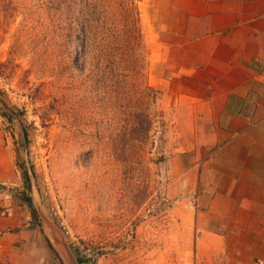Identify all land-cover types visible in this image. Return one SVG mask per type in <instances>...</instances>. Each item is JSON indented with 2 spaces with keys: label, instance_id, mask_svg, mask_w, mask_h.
Returning <instances> with one entry per match:
<instances>
[{
  "label": "rangeland",
  "instance_id": "rangeland-1",
  "mask_svg": "<svg viewBox=\"0 0 264 264\" xmlns=\"http://www.w3.org/2000/svg\"><path fill=\"white\" fill-rule=\"evenodd\" d=\"M195 6L0 0V134L20 177L7 193L49 264L191 263L199 129L177 108L195 88L160 57H179Z\"/></svg>",
  "mask_w": 264,
  "mask_h": 264
},
{
  "label": "crops",
  "instance_id": "crops-1",
  "mask_svg": "<svg viewBox=\"0 0 264 264\" xmlns=\"http://www.w3.org/2000/svg\"><path fill=\"white\" fill-rule=\"evenodd\" d=\"M197 5L180 12L186 29L179 57L166 50L160 57L167 79L195 88L183 95L196 102L177 108L186 114L181 125L199 129L198 236L190 262L264 264V0ZM16 170L0 134V264H49L45 236L7 193L20 182Z\"/></svg>",
  "mask_w": 264,
  "mask_h": 264
},
{
  "label": "trees",
  "instance_id": "trees-1",
  "mask_svg": "<svg viewBox=\"0 0 264 264\" xmlns=\"http://www.w3.org/2000/svg\"><path fill=\"white\" fill-rule=\"evenodd\" d=\"M127 26V25H126ZM1 111V110H0ZM1 115L2 116H7L8 115V113L7 112H5V111H1Z\"/></svg>",
  "mask_w": 264,
  "mask_h": 264
},
{
  "label": "built area",
  "instance_id": "built-area-1",
  "mask_svg": "<svg viewBox=\"0 0 264 264\" xmlns=\"http://www.w3.org/2000/svg\"><path fill=\"white\" fill-rule=\"evenodd\" d=\"M189 264H194V263H189Z\"/></svg>",
  "mask_w": 264,
  "mask_h": 264
}]
</instances>
